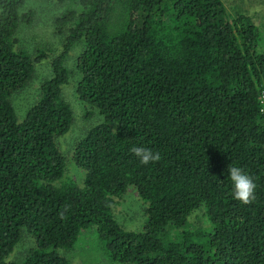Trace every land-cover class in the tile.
<instances>
[{"label":"trees","instance_id":"16d2710c","mask_svg":"<svg viewBox=\"0 0 264 264\" xmlns=\"http://www.w3.org/2000/svg\"><path fill=\"white\" fill-rule=\"evenodd\" d=\"M25 1L0 0V264H73L66 251L93 226L122 264H264V22L224 0H54L59 47L33 57L18 43ZM45 60L52 74L19 121L11 97ZM72 78L94 122L69 150L82 187L57 144L77 121ZM232 166L256 186L248 204ZM129 188L147 205L140 231L122 221Z\"/></svg>","mask_w":264,"mask_h":264},{"label":"rangeland","instance_id":"374dc122","mask_svg":"<svg viewBox=\"0 0 264 264\" xmlns=\"http://www.w3.org/2000/svg\"><path fill=\"white\" fill-rule=\"evenodd\" d=\"M224 2L229 10L246 11L252 14L255 21L260 25L264 22V0H224ZM30 11L33 12L31 15L32 21L29 23L21 20L18 26L17 36L20 38L18 43L21 41L20 43L23 45L21 47L27 48L28 46L33 53V57H36L39 55V48H46L51 45L59 47L60 38L54 31L53 22L55 16L61 12V6L54 0H26L20 15L30 13ZM261 28L264 29L262 25ZM18 48L20 47L18 46ZM76 50L77 51L71 53L70 57L73 56V59L70 58L68 60L69 66H73L72 64L76 54L81 51L80 48H76ZM57 53L58 52H54V54ZM51 74L52 70L46 60L44 63H37L32 79L23 89L18 90L12 95L11 101L16 109L19 121L24 119L33 101L36 99L38 92L37 88L41 85L43 80L49 78ZM70 82L69 85L63 87L65 91H63V94L66 100L73 105L71 106L72 108L74 107V121L76 118L77 121L73 122L74 128L71 127L67 133L58 137L57 144L66 156V171L64 178H70L82 187L84 186L86 172L76 164L69 150L73 143L77 142L76 139L82 135L81 131L83 130L85 132L94 122L86 120L81 115V113L83 114L79 106L81 104H79L80 101L74 92L76 78H72ZM146 207V203L137 195L134 188H129L123 195L120 201V209H123L122 216L125 218H123L122 221H126L124 226L128 230H143L147 220ZM204 212L203 210L199 211L195 216L199 218L198 222L201 220L205 221L206 216H204ZM194 219L192 220L194 221ZM31 241L32 240L27 237L24 243L16 248L13 257L16 259L25 253L26 248L31 245ZM104 247V243L99 239L96 226H93L85 229L80 234L73 249L70 251L63 249L61 252L63 253L66 251L67 255H71L70 259L72 258L73 264H122L111 260L109 257L110 253H108ZM102 255L105 256V259H102Z\"/></svg>","mask_w":264,"mask_h":264},{"label":"clouds","instance_id":"9594fccd","mask_svg":"<svg viewBox=\"0 0 264 264\" xmlns=\"http://www.w3.org/2000/svg\"><path fill=\"white\" fill-rule=\"evenodd\" d=\"M131 152L140 160V163L145 165L160 159L159 153H154L145 147H133ZM228 173L234 198L244 204L250 203L254 199L256 187L252 178L242 168L236 166L229 167Z\"/></svg>","mask_w":264,"mask_h":264}]
</instances>
